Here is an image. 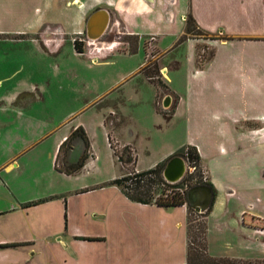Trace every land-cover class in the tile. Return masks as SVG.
Here are the masks:
<instances>
[{
	"label": "crops",
	"instance_id": "1",
	"mask_svg": "<svg viewBox=\"0 0 264 264\" xmlns=\"http://www.w3.org/2000/svg\"><path fill=\"white\" fill-rule=\"evenodd\" d=\"M96 1L111 5L117 21L139 38L142 36L135 33L137 23L148 17L155 19L151 14L159 2L164 7L160 9L162 14L158 21L184 24L175 33L177 42L184 34L187 16L194 18L202 35L184 41L188 50L186 99L176 97L164 82L170 92L164 96L171 98L167 113L176 112L190 100V93H199V101H202L201 95L206 97L208 109L205 111L204 105L199 106L197 120L231 119L235 116L234 109L239 108V116L235 118L256 125L236 134L238 143H228L229 139L224 137L214 152L210 146L207 149L194 142L188 145L197 148L206 179L216 187L212 201L216 203L215 208L224 210L213 226L215 232L242 242L240 250H220L211 237L209 212L206 217L208 253L213 257L264 260V212L247 197L257 191L255 182L264 184L261 180L264 174L259 175L264 167L256 163L249 165L254 184L238 189L226 182L227 187L224 185L221 189L214 182V169L204 161L205 157L228 156L230 152L249 155L258 161L263 154L264 0ZM74 4L88 10V0H0V42L26 39L46 52L44 46L63 41L51 30L56 25H52L54 22L48 16L56 7H75ZM71 22L69 19L66 26ZM201 42L211 50L210 57L203 63L197 59ZM166 51L159 50V54ZM14 60L8 62L6 69L0 64V264H186L188 205L165 207L136 202L127 197L121 187L110 183L125 173L113 172L118 159L109 139L120 148L129 146L133 150L138 171L156 166L139 169L136 147L114 135H118L125 123L119 110L105 106L106 114L118 113L123 117L118 125L113 122L112 129L105 113L99 122L100 134L95 133L93 137L83 126L90 143V156L84 167L73 174L59 170L78 161L85 150L83 139L76 137L58 155L60 145L78 125L53 137L56 127L44 121L46 125L39 131L40 119L34 107L39 100H49L46 86L40 82L42 73L24 64L11 67ZM163 98H156L157 106ZM157 109L166 112L159 106ZM98 136L104 137L103 154L96 150ZM175 153L165 156L162 162ZM258 179L261 181H256ZM257 202L262 201L257 199Z\"/></svg>",
	"mask_w": 264,
	"mask_h": 264
},
{
	"label": "rangeland",
	"instance_id": "2",
	"mask_svg": "<svg viewBox=\"0 0 264 264\" xmlns=\"http://www.w3.org/2000/svg\"><path fill=\"white\" fill-rule=\"evenodd\" d=\"M159 3L155 6L157 7L156 11L151 14L155 19L148 17V20L137 23L136 30L133 27L135 33L140 34L142 38L131 34L121 21H117L116 13L111 5L103 1L98 3L96 0H88V10H85L86 7L82 5L76 7L74 4L75 7H56V10L50 13L48 19L55 23L52 25H56L51 30L63 41L44 46L46 52H42L40 46L26 39L19 38V41L0 42L2 69H6L8 62L14 58V64L11 67H19V64H24L26 68L38 69L39 73H42L40 82L43 87L46 86L49 100H39L34 107V113L40 119L38 124L40 132L46 125L44 121H47L49 126L56 127L53 137H57L62 131L76 125L86 126L94 137L95 133L100 134L101 132L99 122L103 113L106 112L105 106H112L119 110L125 120V123L119 128L118 135H114L121 141L129 142L136 147L139 157L137 166L139 169H146L152 164L157 165L164 160L165 156L177 152L191 142L206 148L210 146L212 152L218 148V144L224 137L229 139L228 143L230 141L238 143V140H235L236 134L246 131L248 127L256 126L235 118L239 116V108L234 109L235 116H232L231 119L223 118L215 122L207 119L197 120V112L200 109L198 107L204 105L203 110L207 111L208 109L206 97L201 95L202 101H199V93L197 95L190 93V100H186L176 112L172 110L170 113L164 114L158 111V106L166 112L170 109L171 98L169 105L165 106L167 97L164 95L170 94L166 84L171 91L175 92L176 97L185 98V74L188 68L187 44L185 42L177 44L175 35L184 27V24L177 22L170 25L158 21L157 18L162 14L160 9L164 7ZM97 4L99 7H96ZM98 8L109 10L111 20L104 35L92 43L89 42L86 35V21L92 11ZM140 17L142 16L140 15ZM69 19H72L71 25L66 26ZM191 29V34H188L186 38L199 34L195 26L192 25ZM140 41L142 42L136 49ZM75 45L82 50V53L75 50ZM158 49L168 51L159 54ZM210 51L208 46L201 42L197 50L198 61L203 63L208 59L211 55ZM143 62L144 64L141 66ZM147 64H151L147 71L152 73V80L141 71L142 67ZM178 64L179 67L176 68ZM157 68L159 72L156 71ZM160 96L164 98L159 99L160 103L157 106L156 98ZM120 115L105 113V119L110 122L111 129L113 122L118 125L120 118L123 119ZM103 139L104 137L101 136L95 138L96 150L98 152L101 150L102 154L105 149ZM109 141L114 149L119 152L122 150L111 139ZM131 152L135 157L133 150ZM262 152L258 161H254L255 157L240 155L239 152L235 154L230 152L228 156L216 154L209 158L205 157L204 161L214 169L213 176L216 178L214 182L218 187L221 189L224 188V185L227 187L226 182H229L237 186L238 189H243L246 188V185L254 184L249 165L256 163L258 167H264V145ZM118 161L113 166V172L119 175L127 172L128 169ZM186 162L188 169L184 177L190 173V165L187 160ZM131 166L133 164H130L129 167ZM91 169V167L88 169V174L91 173ZM263 174L264 170L262 169L260 177ZM193 175V182L199 178L206 179V173L201 163L193 171ZM84 179H86L85 176ZM87 179L91 178L87 177ZM261 180L264 183V180ZM210 183L213 185L211 181ZM255 183L257 191L255 189L254 193L247 196L248 201L253 202L259 211L264 212V184ZM188 185L187 181L176 186L158 187L154 193V199H172L173 195L188 191L190 188ZM213 187L216 190L214 185ZM257 199L262 202L258 203ZM215 205L216 203L212 202L210 217H208L210 218L208 226L210 224L212 228L211 237L217 242L218 248L225 252L242 249V242L237 238L220 236L215 232L213 226H216L224 213V210L215 208ZM244 205L246 206L243 202ZM189 216L192 221L191 237L196 241L194 246L199 251H203L200 242L204 218L194 213H190ZM238 219H241V215L238 216Z\"/></svg>",
	"mask_w": 264,
	"mask_h": 264
},
{
	"label": "trees",
	"instance_id": "3",
	"mask_svg": "<svg viewBox=\"0 0 264 264\" xmlns=\"http://www.w3.org/2000/svg\"><path fill=\"white\" fill-rule=\"evenodd\" d=\"M195 26V28L198 30L197 35H202V32L198 29L197 24L194 20V18L191 15L187 16L186 20V28L184 35L179 39L177 44L183 43L187 38L186 36L188 34H191V26ZM196 35V34H195ZM196 35V36H197ZM75 50L79 53H82V50L75 45ZM151 66V64H147L144 67H142L141 71L150 79L152 80V73L148 72V68ZM157 67V66H156ZM159 72V69L157 70ZM141 72V73H142ZM164 114H168L167 112H163ZM80 137L83 139L85 143V150L82 153L81 157L78 161L75 163H72L70 166H67L65 169L62 167H59V170H62L68 174H73L79 172L85 165L86 160L89 158V148L90 143L88 136L86 134L85 129L82 125H79L76 127L71 135H69L66 140L60 145L59 147V153L62 152L64 149L69 147V145L72 143V141L76 138ZM110 140V139H109ZM111 147L113 148L112 144ZM114 154L117 157V159L121 162V164L124 166V168L128 169L125 174L119 178H116L112 180L110 183L118 185L121 187L122 191L129 197L131 200L145 203V204H151L155 203L159 206H165V207H173V206H180L187 204L189 209V214L194 213L198 216H201L204 218L202 230H201V249L203 251H199L194 244L195 240L191 237V224L192 221L190 220V216L188 215V249H187V262L186 264H264V260H250V259H241V258H231V257H213L211 256L207 251V224H206V217L210 212L211 206L203 213L197 212L192 206L189 204L188 197H187V191H183L182 193H178V195H173L172 199L166 198V199H154V193L157 190L158 187L161 186H176L180 183L189 182V187H193L196 185H207L209 186L213 191V196H215V188L210 183L208 179L199 178L198 180L193 182L194 175L193 172L189 173L186 177L182 179L181 182L177 183H170L168 182L163 175V170L166 164V161H163L161 163H158L155 167L138 171L135 168V157L132 155L131 149L129 146H124L122 150L119 152L118 150L114 149ZM179 155L186 158L189 165L191 167H195L194 170H196L200 165V155L195 146L192 145H186L179 149L173 156ZM130 164H133V166L129 167ZM214 198V197H213ZM40 201H35L31 203H27L26 205H32L37 204Z\"/></svg>",
	"mask_w": 264,
	"mask_h": 264
},
{
	"label": "water",
	"instance_id": "4",
	"mask_svg": "<svg viewBox=\"0 0 264 264\" xmlns=\"http://www.w3.org/2000/svg\"><path fill=\"white\" fill-rule=\"evenodd\" d=\"M111 15L109 10L98 8L93 11L86 22V35L90 40L101 38L109 27ZM170 97L167 96L165 106L169 105ZM187 162L185 158L179 155L171 157L165 164L163 175L170 183H177L183 179L187 171ZM187 197L189 204L197 212H205L212 204L213 191L207 185H196L188 189Z\"/></svg>",
	"mask_w": 264,
	"mask_h": 264
},
{
	"label": "built area",
	"instance_id": "5",
	"mask_svg": "<svg viewBox=\"0 0 264 264\" xmlns=\"http://www.w3.org/2000/svg\"><path fill=\"white\" fill-rule=\"evenodd\" d=\"M194 168H195V167H191V166H189V172L192 173V172L194 171Z\"/></svg>",
	"mask_w": 264,
	"mask_h": 264
},
{
	"label": "bare ground",
	"instance_id": "6",
	"mask_svg": "<svg viewBox=\"0 0 264 264\" xmlns=\"http://www.w3.org/2000/svg\"><path fill=\"white\" fill-rule=\"evenodd\" d=\"M89 40H90V39H89ZM89 42H92V43H93V42H94V40H90Z\"/></svg>",
	"mask_w": 264,
	"mask_h": 264
}]
</instances>
